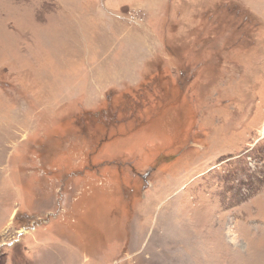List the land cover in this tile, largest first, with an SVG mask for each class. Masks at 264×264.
Returning <instances> with one entry per match:
<instances>
[{
  "label": "rangeland",
  "instance_id": "rangeland-1",
  "mask_svg": "<svg viewBox=\"0 0 264 264\" xmlns=\"http://www.w3.org/2000/svg\"><path fill=\"white\" fill-rule=\"evenodd\" d=\"M0 264H264V0H0Z\"/></svg>",
  "mask_w": 264,
  "mask_h": 264
}]
</instances>
